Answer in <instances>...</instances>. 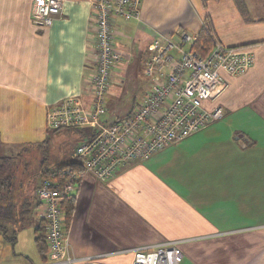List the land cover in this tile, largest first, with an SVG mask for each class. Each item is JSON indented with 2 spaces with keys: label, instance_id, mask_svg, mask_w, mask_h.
I'll use <instances>...</instances> for the list:
<instances>
[{
  "label": "crops",
  "instance_id": "1",
  "mask_svg": "<svg viewBox=\"0 0 264 264\" xmlns=\"http://www.w3.org/2000/svg\"><path fill=\"white\" fill-rule=\"evenodd\" d=\"M33 1L0 0V149L9 152L46 138V112L62 98L88 101L95 63L89 0H66L47 26L33 22ZM243 2L240 10L236 0H141L139 19L114 20V43L131 56L123 67L143 66L157 35L198 34L204 19L254 62L240 75L222 72L227 88L203 104L221 105L223 117L148 157L157 170L145 159L107 182L82 175L66 230L72 264H131L134 248L167 240L179 264H264V0ZM39 211L23 227L33 241ZM19 238H3L0 264H53L35 241L15 250Z\"/></svg>",
  "mask_w": 264,
  "mask_h": 264
},
{
  "label": "built area",
  "instance_id": "2",
  "mask_svg": "<svg viewBox=\"0 0 264 264\" xmlns=\"http://www.w3.org/2000/svg\"><path fill=\"white\" fill-rule=\"evenodd\" d=\"M66 0H34L33 22L50 25L62 11ZM95 23V63L88 78L89 99L71 94L48 108V130L88 129L83 140L73 148L71 157L79 163L81 176L65 170L69 179L59 182L56 173L45 177L37 188L39 217L45 224L47 255L53 264H72L64 230L61 201L74 196L75 180L91 174L107 182L118 168L142 161L164 147L181 141L208 123L223 117L215 104L207 108L228 86L222 75H240L254 62L245 46L222 44L193 47L198 34L183 30L175 35H157L149 44L143 61V73L149 85L129 115L107 122L106 96L116 81L114 71L130 54L114 43V20L139 19L141 0H89ZM131 264H179L182 252L176 241H162L134 248Z\"/></svg>",
  "mask_w": 264,
  "mask_h": 264
},
{
  "label": "trees",
  "instance_id": "3",
  "mask_svg": "<svg viewBox=\"0 0 264 264\" xmlns=\"http://www.w3.org/2000/svg\"><path fill=\"white\" fill-rule=\"evenodd\" d=\"M236 3L238 4L240 10L244 9L243 0H236ZM214 38L216 37L209 21L204 19L202 27L198 33V39L194 42L193 47L199 48L201 45H204V47L208 49L212 45ZM133 107L128 111V113H126V115L131 113ZM72 129H75V132H79L81 136L83 135V137H85V134L79 128ZM47 140L48 139L45 138L42 141L23 144L16 152L0 153V222L11 221L13 223L10 235L8 233V227L6 224H3V222L0 223V229L5 239H8L11 243L15 241L16 233L25 227V225L29 222V218L33 215V207H38V205H40V201L36 193L40 184L35 186L33 192H30L27 188L29 178L27 177L28 180L25 181L23 180V177H19L20 179H18L16 175L17 159H19L22 154L24 155V151H29L33 148L43 155L40 161V170H38L39 176L41 177V183L45 177L53 172L56 173V177L59 182L68 180L69 175L64 174V171L67 169L70 173H75L76 175L81 176L82 170L79 163L70 157L71 152H68L65 157L62 156L61 160L53 161V163H49L48 165L44 164L45 156L47 154V148L44 147V145L47 143ZM25 170L27 171L28 167H26ZM25 170L22 169L20 174L24 173ZM80 180L81 177L76 179L75 183H79ZM74 202L75 197L71 195H68L61 201V206L64 212L65 231L68 229L72 218ZM34 234L35 246L37 250L43 254L47 250V245L45 224L42 219L39 220L38 225L34 229Z\"/></svg>",
  "mask_w": 264,
  "mask_h": 264
},
{
  "label": "rangeland",
  "instance_id": "4",
  "mask_svg": "<svg viewBox=\"0 0 264 264\" xmlns=\"http://www.w3.org/2000/svg\"><path fill=\"white\" fill-rule=\"evenodd\" d=\"M118 70L119 74L116 78L118 83H110V87L113 85V91L109 96L108 94L106 96L105 117H107L108 120L104 123H109L116 118L125 116L126 113H128V111L135 105V103L141 99L143 93L148 87V79L144 75L143 66L139 61H133L131 65L125 67L120 64ZM82 131L86 135L88 129ZM46 138L48 140L44 147L47 148V154L45 156L44 164L48 165L49 163H53V161L61 160L62 156L65 157L68 152L73 151L75 145L83 139V135L81 136L79 132H75V129L65 128L59 131L48 130ZM18 149L19 148H14L13 151L16 152ZM0 153L10 152L6 150H0ZM42 157L43 155H41L36 149L31 148L29 151H24V155L22 154V156L17 159V178L20 179L19 177H23V180L25 181L29 178L27 188L30 192H33L36 185L41 184V177L39 176L38 170H40V161ZM145 161L146 164L150 162L149 158ZM148 166L154 168L155 170H157L159 167L158 163L155 164V162L149 164ZM26 167H28L27 171L25 170ZM22 169L25 170L24 173H21L23 176L20 174ZM26 232L27 231H24V228L18 231L20 236L19 241L16 242L14 246H12L15 247V250H17L19 247L28 249L30 245H33V238H31L30 233ZM8 233L9 235L11 234V232ZM3 238L4 237L0 229V247Z\"/></svg>",
  "mask_w": 264,
  "mask_h": 264
},
{
  "label": "bare ground",
  "instance_id": "5",
  "mask_svg": "<svg viewBox=\"0 0 264 264\" xmlns=\"http://www.w3.org/2000/svg\"><path fill=\"white\" fill-rule=\"evenodd\" d=\"M221 106V105H220ZM222 107V106H221ZM223 109V108H222ZM223 115H224V111H223ZM221 119V118H220ZM220 119H218V120H220ZM215 121H217V120H215Z\"/></svg>",
  "mask_w": 264,
  "mask_h": 264
}]
</instances>
